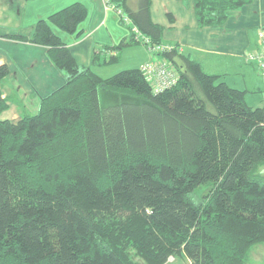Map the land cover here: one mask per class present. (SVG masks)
Returning <instances> with one entry per match:
<instances>
[{
  "label": "trees",
  "instance_id": "trees-1",
  "mask_svg": "<svg viewBox=\"0 0 264 264\" xmlns=\"http://www.w3.org/2000/svg\"><path fill=\"white\" fill-rule=\"evenodd\" d=\"M253 2L194 0V11L201 28L214 27ZM150 9L140 0L128 17L160 45ZM86 16L74 4L38 21L31 39L10 37L47 48L66 76L36 115L2 119L9 69L0 65V264H138L132 254L145 264H248L264 245V108L179 46L163 54L178 82L159 94L142 67L106 79L80 68L52 28L74 35ZM141 44L132 33L101 65Z\"/></svg>",
  "mask_w": 264,
  "mask_h": 264
},
{
  "label": "crops",
  "instance_id": "crops-1",
  "mask_svg": "<svg viewBox=\"0 0 264 264\" xmlns=\"http://www.w3.org/2000/svg\"><path fill=\"white\" fill-rule=\"evenodd\" d=\"M139 1L125 0V8L120 5L121 0L115 3L129 16L138 10ZM74 4L86 8V19L74 35L58 29L55 34L80 68H92L100 76L97 68L110 67L102 66V61L109 54L117 55L114 48L132 38V28H126L115 12L106 14L101 0H0V30L4 32L0 33V65L9 69L1 86L9 105L2 119L16 121L36 115L41 101L66 84V76L54 66L47 48L10 37L31 39L38 21ZM150 13L152 22L164 30L163 44L179 46L181 53L198 62L205 73L220 76V81L229 87L244 91L245 100L258 103L255 93H263V80L247 57L257 52L258 32L264 30V0H254L231 13L224 24L214 27L198 25L194 0H151ZM127 51L131 54L126 62L132 67L126 68L140 69L151 59L147 47L141 44L121 52L120 61ZM94 53L100 58L95 66Z\"/></svg>",
  "mask_w": 264,
  "mask_h": 264
},
{
  "label": "built area",
  "instance_id": "built-area-1",
  "mask_svg": "<svg viewBox=\"0 0 264 264\" xmlns=\"http://www.w3.org/2000/svg\"><path fill=\"white\" fill-rule=\"evenodd\" d=\"M104 12H115L124 25L130 26L135 37L147 47L150 55V61L142 66L141 71L146 80L150 83L154 93L159 94L176 86L178 82V73L170 61L164 58L163 54L172 52L174 45L170 44H152L147 38L139 33L138 29L133 25L131 19L123 12L114 0H101ZM179 51L181 52L180 48ZM249 63L255 64L263 80L264 94V30L258 32V50L254 55L247 57Z\"/></svg>",
  "mask_w": 264,
  "mask_h": 264
},
{
  "label": "rangeland",
  "instance_id": "rangeland-1",
  "mask_svg": "<svg viewBox=\"0 0 264 264\" xmlns=\"http://www.w3.org/2000/svg\"><path fill=\"white\" fill-rule=\"evenodd\" d=\"M119 18V17H118ZM126 28H128L129 26L125 25ZM131 28V27H129ZM57 28H52L53 32L55 33V30ZM60 30L58 29V32ZM0 33H4L0 30ZM133 52V51H131ZM128 53V51H127ZM127 53L125 52L124 54V58L122 57L121 61L118 62V63H114L112 66L108 67L107 69H103V70H100V69H96L97 72L100 73V76L103 77V78H109V77H112L114 75H117L118 73L120 72H123V71H126V70H133L135 68H126V67H132L130 66L129 63L126 62V59H127V56H129V54L131 53ZM2 86V84H1ZM262 94V95H261ZM255 93V95L258 97V99H256L258 101V103H254V104H251L253 102V99H247V105L250 106L252 105L251 107H254V108H264V95L263 93ZM110 97L112 98V100H116V101H119V100H122V99H130L131 97L130 96H127V95H122V94H119V95H110ZM109 95L105 94V98L103 97V102H105L107 100V102L109 101ZM4 117V116H3ZM133 258H134V261L137 262L138 264H145L143 262V260L141 258H139L138 256H135L134 254H132ZM167 264H190V262L183 256L181 257H170L169 260H168V263ZM248 264H264V245L262 246H258L257 248L253 249L251 251V253L249 254V259H248Z\"/></svg>",
  "mask_w": 264,
  "mask_h": 264
}]
</instances>
